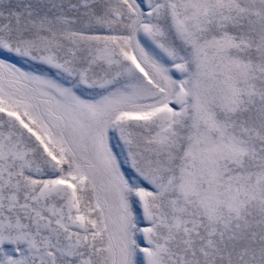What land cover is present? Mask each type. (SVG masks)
Returning <instances> with one entry per match:
<instances>
[{"label":"snow or ice","instance_id":"snow-or-ice-1","mask_svg":"<svg viewBox=\"0 0 264 264\" xmlns=\"http://www.w3.org/2000/svg\"><path fill=\"white\" fill-rule=\"evenodd\" d=\"M0 264H264V0H0Z\"/></svg>","mask_w":264,"mask_h":264}]
</instances>
